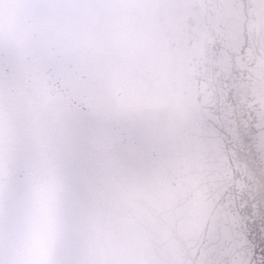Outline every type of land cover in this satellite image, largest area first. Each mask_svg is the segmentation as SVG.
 I'll return each mask as SVG.
<instances>
[{"label": "snow or ice", "instance_id": "obj_1", "mask_svg": "<svg viewBox=\"0 0 264 264\" xmlns=\"http://www.w3.org/2000/svg\"><path fill=\"white\" fill-rule=\"evenodd\" d=\"M0 264H264V0H0Z\"/></svg>", "mask_w": 264, "mask_h": 264}]
</instances>
